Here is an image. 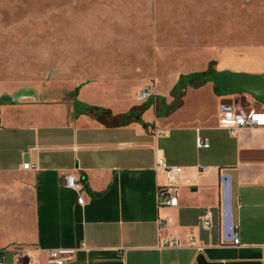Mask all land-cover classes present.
<instances>
[{
    "label": "crops",
    "instance_id": "0c3cea01",
    "mask_svg": "<svg viewBox=\"0 0 264 264\" xmlns=\"http://www.w3.org/2000/svg\"><path fill=\"white\" fill-rule=\"evenodd\" d=\"M203 21L193 54L177 55L165 75L96 76L75 85V96L74 87L68 97L0 104L3 264H25L18 250L47 264L46 251L57 247L77 249L64 264H264V126L231 135L217 124L222 105L258 106L264 96L223 91L217 75L216 82L210 77L175 91L181 75L208 69L254 76L264 85V0H209ZM181 49L167 48V56ZM149 79L157 101L141 108L136 91ZM197 137L208 146L197 147ZM158 156L182 167L173 207L158 203L159 187L168 184L155 169ZM66 174L82 180L81 191L64 186ZM223 174L238 244L225 234ZM171 237L179 246L157 247Z\"/></svg>",
    "mask_w": 264,
    "mask_h": 264
},
{
    "label": "rangeland",
    "instance_id": "374dc122",
    "mask_svg": "<svg viewBox=\"0 0 264 264\" xmlns=\"http://www.w3.org/2000/svg\"><path fill=\"white\" fill-rule=\"evenodd\" d=\"M208 3L0 0V96L15 91L11 95L25 94L22 99L43 94L54 100L91 77L139 81L150 73L165 75L177 55L193 54ZM178 45L182 51L168 57L166 49ZM146 85L154 90V79Z\"/></svg>",
    "mask_w": 264,
    "mask_h": 264
},
{
    "label": "built area",
    "instance_id": "2783aa9c",
    "mask_svg": "<svg viewBox=\"0 0 264 264\" xmlns=\"http://www.w3.org/2000/svg\"><path fill=\"white\" fill-rule=\"evenodd\" d=\"M136 98L140 102L152 100V103L156 104V94L152 85H145L143 88L136 91ZM217 124L220 128L228 130L231 135H236L238 131L244 127H259L264 126V103L258 106H244L240 103L222 105L219 113ZM160 135H164L165 132H159ZM197 147H207L208 143L202 140L200 137L195 139ZM29 163L23 164L24 168H28ZM155 169L160 170L165 174L168 184L159 187L158 189V203L161 206H176L178 203L176 195V186L173 184L175 178L180 174L182 167L168 165L162 156H158L155 161ZM64 186L71 188L75 191H81L83 188L82 180L74 174H66L63 178ZM162 223L161 219H158V224ZM211 223V213L205 212L202 216V225L207 228ZM232 243L238 244V236L234 229L231 231ZM189 244H193V236L188 238ZM179 246V239L177 237H171L168 239H159L157 243L158 248L164 247H177ZM76 248L71 247H57L51 248L46 251L47 264H64L71 261L75 254ZM26 257L25 264H38L36 260H33L29 255L23 254L21 250L16 252L17 260H21ZM4 263V255L0 253V264Z\"/></svg>",
    "mask_w": 264,
    "mask_h": 264
},
{
    "label": "water",
    "instance_id": "95a60500",
    "mask_svg": "<svg viewBox=\"0 0 264 264\" xmlns=\"http://www.w3.org/2000/svg\"><path fill=\"white\" fill-rule=\"evenodd\" d=\"M217 82L223 91H247L254 96H264V85L260 79L254 76L219 72L217 74ZM25 96V94L7 95L4 93L0 96V103L17 102ZM221 183L223 188L225 234L228 235L231 234L232 227L230 216V179L227 174L222 175Z\"/></svg>",
    "mask_w": 264,
    "mask_h": 264
},
{
    "label": "trees",
    "instance_id": "16d2710c",
    "mask_svg": "<svg viewBox=\"0 0 264 264\" xmlns=\"http://www.w3.org/2000/svg\"><path fill=\"white\" fill-rule=\"evenodd\" d=\"M216 75L217 73H214L211 69H208L207 72H202V73H190V74H186V75H181L179 78H178V81L176 82L175 84V91L179 92V90L181 88H183L184 86H186L187 84H192L194 86H199L201 84H203L206 80H208L210 77L211 78H214L215 82H216ZM78 86L75 87L73 89V91L71 92L72 93V96H75V94L77 93V90H78ZM156 101H157V97H156ZM150 103V100H147L145 101L144 103H142V107L141 108H145L146 106H148V104ZM2 104V103H0ZM84 111H94V110H100V112L103 111V109H96L94 107H90V106H86L84 107ZM139 109H134V110H131V111H128L127 113H125L122 118H127L135 113L138 112ZM1 253V252H0Z\"/></svg>",
    "mask_w": 264,
    "mask_h": 264
}]
</instances>
